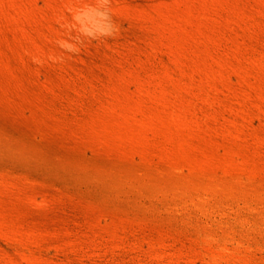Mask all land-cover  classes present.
Wrapping results in <instances>:
<instances>
[{"label": "rangeland", "instance_id": "obj_1", "mask_svg": "<svg viewBox=\"0 0 264 264\" xmlns=\"http://www.w3.org/2000/svg\"><path fill=\"white\" fill-rule=\"evenodd\" d=\"M0 264H264V0H0Z\"/></svg>", "mask_w": 264, "mask_h": 264}, {"label": "clouds", "instance_id": "obj_2", "mask_svg": "<svg viewBox=\"0 0 264 264\" xmlns=\"http://www.w3.org/2000/svg\"><path fill=\"white\" fill-rule=\"evenodd\" d=\"M108 0H104V3H107ZM106 35H112V33H106Z\"/></svg>", "mask_w": 264, "mask_h": 264}]
</instances>
